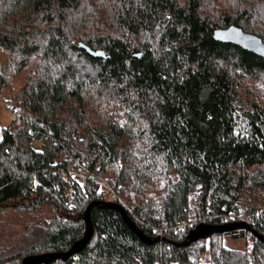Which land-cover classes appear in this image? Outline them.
<instances>
[{"label": "trees", "instance_id": "1", "mask_svg": "<svg viewBox=\"0 0 264 264\" xmlns=\"http://www.w3.org/2000/svg\"><path fill=\"white\" fill-rule=\"evenodd\" d=\"M231 27L264 43V0H0V100L13 116L1 129L0 226L28 219L0 238V264L85 236L87 208L105 199L58 169L109 180L161 241L143 244L100 206L87 248L44 264H264L252 234L264 236V59L214 40ZM240 207L250 230L189 246L190 229L155 231L195 218L232 226ZM227 235L252 253L227 248Z\"/></svg>", "mask_w": 264, "mask_h": 264}, {"label": "water", "instance_id": "2", "mask_svg": "<svg viewBox=\"0 0 264 264\" xmlns=\"http://www.w3.org/2000/svg\"><path fill=\"white\" fill-rule=\"evenodd\" d=\"M214 40L218 43L223 44H231L238 48H241L251 54H254L256 56H259L264 59V43L261 39L257 38L256 36H252L249 34L244 33L241 29L236 27H231L227 30H219L216 31L214 34ZM80 49L85 50L88 54H90L94 58H104L105 55L102 52L94 53L90 49H88L84 45L79 46ZM103 207L106 209H112L117 211L123 218L124 223L129 227V229L133 232V234L143 243L146 245H154L156 242L161 241L158 240H152L151 238L147 237L140 229L139 227L132 222V220L129 218L127 212L119 205L113 203V202H94L92 203L86 210L84 214V222H85V236L75 243L73 247L66 253H54V254H47L44 256H39L36 258H33L30 262H25L23 264H44V263H50L58 260H68L69 258L76 256L80 254L84 249L87 248L89 243L91 242L93 236H94V228L93 223L91 220V213L94 208L96 207ZM250 230L249 226L246 223H234L232 226H223V227H216L211 226L208 224H201L198 225L194 230L190 231L186 242L182 244V246H189L193 243L199 242L201 240H207L215 233H224V232H230L231 230ZM254 237L264 244V236L257 233L252 232Z\"/></svg>", "mask_w": 264, "mask_h": 264}, {"label": "built area", "instance_id": "3", "mask_svg": "<svg viewBox=\"0 0 264 264\" xmlns=\"http://www.w3.org/2000/svg\"><path fill=\"white\" fill-rule=\"evenodd\" d=\"M17 116V115H15ZM30 146L35 149H40L42 146V140L40 137L32 136L30 140ZM52 174H55L59 176L61 179H63L67 184L71 185L72 182L78 183L84 191H87L89 189L91 192L100 194L101 197H103L106 200V198L109 199L107 202H113L115 204L120 205L128 214H129V207L127 204L122 200V198L119 195L118 190H116L112 184L109 182V180H103L98 179L94 177L93 175H90L83 169V171H73V170H64V169H58L56 171H53ZM48 173L45 172V176H47ZM72 188H69L64 194V197L66 200L72 199ZM244 207H240V212L238 214L234 213L231 215V222L234 223H246L247 225L252 224V218L246 215L244 211ZM201 224H207V220H198L195 218V220L189 221V222H183L180 223L178 226L174 228L166 227L165 229H157L156 234L162 235L164 231L173 229L175 231L179 230H194L198 225Z\"/></svg>", "mask_w": 264, "mask_h": 264}, {"label": "rangeland", "instance_id": "4", "mask_svg": "<svg viewBox=\"0 0 264 264\" xmlns=\"http://www.w3.org/2000/svg\"><path fill=\"white\" fill-rule=\"evenodd\" d=\"M19 82L15 84L17 86ZM13 120V116L11 111L5 106L4 102L0 100V138H1V129L2 128H8ZM107 201H109L108 198H106ZM46 216H49L47 212L42 211V215L38 217L39 218H45ZM12 227L10 226H0V238L15 234L13 232L21 230L22 226L24 224H28V219L25 217H12L9 222ZM224 244L229 249L234 250H241V251H247L249 253H252L253 251V243L245 241V240H235L232 236L227 235L224 238Z\"/></svg>", "mask_w": 264, "mask_h": 264}]
</instances>
